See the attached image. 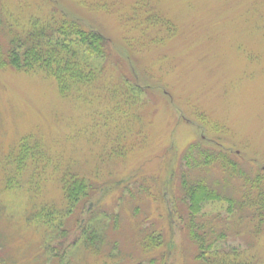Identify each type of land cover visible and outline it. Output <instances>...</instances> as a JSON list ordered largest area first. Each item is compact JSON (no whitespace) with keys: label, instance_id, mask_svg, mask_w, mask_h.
I'll list each match as a JSON object with an SVG mask.
<instances>
[{"label":"rangeland","instance_id":"374dc122","mask_svg":"<svg viewBox=\"0 0 264 264\" xmlns=\"http://www.w3.org/2000/svg\"><path fill=\"white\" fill-rule=\"evenodd\" d=\"M0 8L3 20L66 11L112 43L104 73L82 98L61 95L39 73L0 67V264H58L28 215L42 204L61 207L71 171L96 188L84 220L94 222L93 208L118 216L101 214L110 222L102 250L71 245L62 264H147L163 251L167 264L195 263L185 221L169 209L184 208L180 156L200 143L238 157L250 177L264 176V0H0ZM29 143L36 149L21 169ZM192 173L234 195L244 183L219 163ZM203 213L228 216L227 203ZM243 219L236 227L245 228ZM68 224L70 243L81 229ZM247 225L233 227L228 243L264 262V224L258 238ZM155 229L166 244L147 251ZM57 236L47 242L57 245Z\"/></svg>","mask_w":264,"mask_h":264},{"label":"trees","instance_id":"16d2710c","mask_svg":"<svg viewBox=\"0 0 264 264\" xmlns=\"http://www.w3.org/2000/svg\"><path fill=\"white\" fill-rule=\"evenodd\" d=\"M2 15L0 8V30H5L8 37L6 43L0 41V67L35 72L52 78L56 81L61 95L78 98L84 96L83 88L95 85L104 73V64L112 53V43L98 28L86 24L66 11L29 19L12 14L3 20ZM135 87L142 89L137 84ZM26 139L29 140L30 136ZM35 142L37 148L39 142L34 139L33 143ZM36 148L32 147V143L22 144L19 168L22 169L25 165L26 155L28 157L34 153ZM126 152L128 149H125ZM231 154L193 143L188 151L180 156L182 167H179L176 176L180 177L179 187L184 208L179 209L175 204L174 211L171 206L169 209L173 212L172 216L184 219L187 235L196 246L193 264H264L260 256H257L258 253L252 252L251 247L247 249L228 243V234L233 227L235 232L244 231L248 227L247 223L252 222L253 229L250 232L258 238L261 234V225L264 224V176L250 177L240 166L238 157L235 159ZM217 163L228 169L231 176L242 177L244 183L238 195L229 194L223 187H218L219 182H208L206 177L193 176V170L213 167ZM80 174L71 171L64 175L62 180L64 202L61 207L55 203L42 204L34 206L28 215L29 220L35 219L45 229L41 241L46 249L54 251L58 256V264H62L68 248L80 242L87 248L102 250L110 222L105 224L107 221L100 218L101 214L111 220L115 214L118 216L115 212L93 208L89 213H92L94 222L88 223L87 219L84 220L83 213L88 201L92 207L96 205L91 203L96 188L89 176ZM174 187L173 185V190ZM126 188H130L129 183H126L124 190ZM122 195L124 196V193ZM219 202L227 203L228 216L221 213L212 215L203 213L208 205ZM235 218H238L240 223H242L240 219L245 218L243 219L245 228L236 227ZM68 222L81 229L80 235L75 236L70 243L66 239L70 237ZM53 233L61 237L57 245L47 242ZM165 244L163 232L156 229L143 241V247L147 251L161 248ZM167 257L165 251L159 252L153 254L146 263L167 264ZM37 259H41L40 256Z\"/></svg>","mask_w":264,"mask_h":264}]
</instances>
